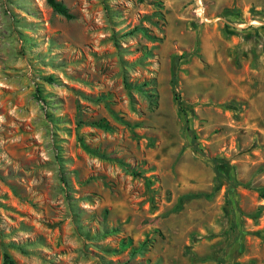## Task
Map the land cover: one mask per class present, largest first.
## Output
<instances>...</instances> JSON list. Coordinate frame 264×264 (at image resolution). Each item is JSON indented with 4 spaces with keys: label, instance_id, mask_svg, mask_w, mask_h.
I'll return each instance as SVG.
<instances>
[{
    "label": "rangeland",
    "instance_id": "rangeland-1",
    "mask_svg": "<svg viewBox=\"0 0 264 264\" xmlns=\"http://www.w3.org/2000/svg\"><path fill=\"white\" fill-rule=\"evenodd\" d=\"M58 1L0 0V264H264V0Z\"/></svg>",
    "mask_w": 264,
    "mask_h": 264
},
{
    "label": "trees",
    "instance_id": "trees-1",
    "mask_svg": "<svg viewBox=\"0 0 264 264\" xmlns=\"http://www.w3.org/2000/svg\"><path fill=\"white\" fill-rule=\"evenodd\" d=\"M48 3L56 13L66 17V18H69V19H71L73 17L72 14L70 13V10L61 1L48 0ZM176 97H177V101L180 105V109H182L181 108V99H180V95L178 94V92H176ZM99 125L103 129H109V124L105 120L101 121ZM134 175H139V174L135 173Z\"/></svg>",
    "mask_w": 264,
    "mask_h": 264
},
{
    "label": "built area",
    "instance_id": "built-area-1",
    "mask_svg": "<svg viewBox=\"0 0 264 264\" xmlns=\"http://www.w3.org/2000/svg\"><path fill=\"white\" fill-rule=\"evenodd\" d=\"M203 6H202V3L199 1V3H198V9H197V13H198V15L200 16V17H203V14H204V10H203V12L201 11V8H202Z\"/></svg>",
    "mask_w": 264,
    "mask_h": 264
},
{
    "label": "bare ground",
    "instance_id": "bare-ground-1",
    "mask_svg": "<svg viewBox=\"0 0 264 264\" xmlns=\"http://www.w3.org/2000/svg\"><path fill=\"white\" fill-rule=\"evenodd\" d=\"M201 11L203 12V9L201 8Z\"/></svg>",
    "mask_w": 264,
    "mask_h": 264
}]
</instances>
